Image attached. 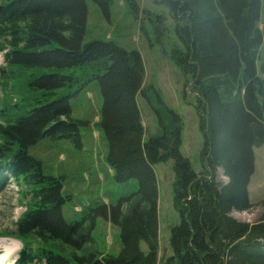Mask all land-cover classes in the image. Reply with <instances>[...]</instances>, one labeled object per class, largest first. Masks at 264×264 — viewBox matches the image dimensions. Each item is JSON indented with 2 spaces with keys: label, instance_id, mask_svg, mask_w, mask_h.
<instances>
[{
  "label": "trees",
  "instance_id": "1",
  "mask_svg": "<svg viewBox=\"0 0 264 264\" xmlns=\"http://www.w3.org/2000/svg\"><path fill=\"white\" fill-rule=\"evenodd\" d=\"M93 1L109 9L110 0ZM162 2L174 17L182 46L174 49L172 59L184 73L186 88L190 86L184 96L193 95L200 119L201 170L181 150L183 120L170 106L154 108L157 132L144 138L138 101L147 96L142 54L113 39L85 41L87 0L0 3V52L7 66L2 74L10 81L25 76L17 84L25 96L15 99L14 86L0 105V188L13 180L27 199L14 230L25 245L18 264H264V213L255 223L232 216L255 206L249 183L254 150L264 144V78L258 68L262 2ZM131 7L140 13L135 3ZM162 18L157 14L161 26ZM93 80L103 98L100 126L108 143L106 161L116 182H136L117 203L91 204L80 220L68 221L63 206L71 196L64 193V178L45 174L41 160L29 150L43 138L82 147L81 126L89 121L73 117L70 99ZM170 159L180 220L171 226V253L160 261L154 165ZM219 168L227 182L218 180ZM259 204L264 208V197ZM98 218L119 228L121 251L78 255L93 240ZM50 241L72 252L54 251L45 245Z\"/></svg>",
  "mask_w": 264,
  "mask_h": 264
},
{
  "label": "rangeland",
  "instance_id": "2",
  "mask_svg": "<svg viewBox=\"0 0 264 264\" xmlns=\"http://www.w3.org/2000/svg\"><path fill=\"white\" fill-rule=\"evenodd\" d=\"M2 1L0 0V3ZM261 2L259 26L263 32V43L258 68L260 76L264 78V0ZM87 3L85 41L95 38L113 39L126 48L138 49L142 54L146 70L144 85L147 96L140 95L138 101L145 130L144 138L147 139L157 132L158 120L154 108L163 111L166 105L170 106L182 116L181 150L190 159L194 168L201 170L203 133L193 103V95L189 93L186 98L184 96V91L186 89L190 91V86L186 88L184 73L172 59L174 49L182 46L174 32L175 20L171 12L163 5L162 0H110L107 11L93 0H87ZM131 3H135L139 8L138 15L133 13ZM157 14L163 17L162 26L161 22L158 23L156 20ZM157 25L162 30L158 29ZM2 68L7 66L4 54L0 52V105L7 95H11L14 86L15 89L18 88L17 84L25 79L22 75L14 81L7 80L2 74ZM77 71L80 72L81 69ZM5 82H8L7 86ZM20 96L25 94L18 88L15 99ZM70 102L73 117L89 121L88 125L81 126L82 147H76L73 142L66 139L43 138L29 151L41 160L45 174L64 178V193L69 194L71 199L64 204L63 212L68 221H74L80 220L90 207L98 206L103 201L117 203L121 194L134 189L136 181L116 182L113 177L114 171L106 161L108 143L100 126L103 98L99 83L96 80L87 82L71 97ZM254 152L258 167L249 191L250 200L255 206L248 211L232 212L234 218L248 223L257 222L264 213V208L259 204L264 197V144L256 147ZM172 164L173 161L170 159L154 165L159 184L160 261L171 253L169 242L171 226L180 220L173 201ZM216 175L220 182H227L222 168L217 170ZM5 185L3 190L0 188V240L4 238L7 242L0 248V258L6 255L4 262L7 260L9 262L13 258L17 259L25 246L22 239L15 235L14 230L16 221L26 210L27 199L21 192V186L15 181L8 180ZM91 204L94 206L89 207ZM83 209L85 211L82 213ZM92 235L93 240L82 250L77 251L78 255L91 252L117 254L121 251L120 230L111 222L98 218ZM33 239L42 244L41 240L35 237ZM37 243H34L35 247ZM12 245L18 248L15 253L7 250ZM45 245L54 251L66 254L72 252L59 242L50 241ZM142 248L147 250L146 243H142ZM9 252L13 255L8 256Z\"/></svg>",
  "mask_w": 264,
  "mask_h": 264
},
{
  "label": "bare ground",
  "instance_id": "3",
  "mask_svg": "<svg viewBox=\"0 0 264 264\" xmlns=\"http://www.w3.org/2000/svg\"><path fill=\"white\" fill-rule=\"evenodd\" d=\"M7 241H6V239H4V238H2L1 240H0V248H2V244H5ZM6 245V244H5ZM7 245H9V244H7ZM5 250V249H4ZM7 250H9V251H14V253L18 250V248H16V247H14V245H12V246H10V247H8L7 248ZM6 250V251H7ZM7 255L8 256H11V255H13L12 253H7ZM6 256V255H5ZM5 256H2L1 258H0V264H3V262L6 260V258L7 257H5Z\"/></svg>",
  "mask_w": 264,
  "mask_h": 264
},
{
  "label": "crops",
  "instance_id": "4",
  "mask_svg": "<svg viewBox=\"0 0 264 264\" xmlns=\"http://www.w3.org/2000/svg\"><path fill=\"white\" fill-rule=\"evenodd\" d=\"M255 165H256V169H255V172L253 173V175H252V177H251V179H250L249 189L251 188V184L253 183V178H254V176H255L256 173H257V167H258L257 159H256V163H255ZM263 183H264V182H263ZM250 190H251V189H250Z\"/></svg>",
  "mask_w": 264,
  "mask_h": 264
}]
</instances>
